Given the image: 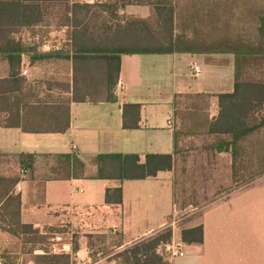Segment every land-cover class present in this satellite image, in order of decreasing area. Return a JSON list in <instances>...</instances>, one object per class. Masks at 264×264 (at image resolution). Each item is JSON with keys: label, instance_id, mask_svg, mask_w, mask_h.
Wrapping results in <instances>:
<instances>
[{"label": "crops", "instance_id": "obj_1", "mask_svg": "<svg viewBox=\"0 0 264 264\" xmlns=\"http://www.w3.org/2000/svg\"><path fill=\"white\" fill-rule=\"evenodd\" d=\"M130 8V15L149 14ZM53 31L61 35L58 50L34 49L12 62L0 55L3 264L44 255L55 236L67 243L64 254L75 264H94L89 235L120 234L121 251L164 229L184 252L170 264H264V176L234 179L231 155L212 149L228 137L207 134L219 96L234 91L233 58L124 55L109 89L103 64L72 57L67 27H24L8 39L13 47L33 48ZM194 64L202 69L198 77L190 72ZM109 156H137L139 165L148 156H169L171 167L142 180L99 178L118 175ZM190 188L204 203L180 198ZM89 208L96 210L91 216ZM78 221L87 231L74 253ZM198 226L203 243L182 242V231Z\"/></svg>", "mask_w": 264, "mask_h": 264}, {"label": "trees", "instance_id": "obj_2", "mask_svg": "<svg viewBox=\"0 0 264 264\" xmlns=\"http://www.w3.org/2000/svg\"><path fill=\"white\" fill-rule=\"evenodd\" d=\"M130 7H145L149 14L125 15ZM37 26L67 27L72 57L103 64L109 89L124 55L231 56L234 91L219 96V113L207 134L228 137L212 149L231 155L234 179L247 177L251 182L264 176V136L259 137L264 130V0H0V55L12 62L36 50V44L13 47L8 38L18 29ZM40 32L49 33L41 28ZM1 90L5 93L6 86ZM107 160L117 162L118 175L100 173L99 178L142 180L171 167L169 156H148L146 165H139L137 156ZM171 240V229H164L127 247L117 264H170L158 250ZM181 240L202 244L203 227L182 231ZM122 246L120 234L88 236L93 262ZM78 248L75 242L73 252ZM32 259L36 264H75L65 254L45 253Z\"/></svg>", "mask_w": 264, "mask_h": 264}, {"label": "built area", "instance_id": "obj_3", "mask_svg": "<svg viewBox=\"0 0 264 264\" xmlns=\"http://www.w3.org/2000/svg\"><path fill=\"white\" fill-rule=\"evenodd\" d=\"M61 35L60 34H48L44 37L37 38V49L39 52H51L53 50H58L61 48ZM191 74L194 77H198L202 73V69L200 68L199 65L194 64L191 66ZM23 75L27 74V71L22 72ZM22 173H26L25 171H22ZM17 193L21 192V188L18 186L15 190ZM96 212L95 209L89 208L86 210V214L91 216ZM181 244L176 243V242H170L165 245H162L158 253L165 259V260H170L173 258H181L184 256V252L181 250ZM69 250V247L67 243L64 242L63 238L61 236H55L54 239L52 240L50 247H49V253L53 255L57 254H64ZM0 264H3V260L0 257ZM94 264H116L115 261L108 262V259H99L97 262Z\"/></svg>", "mask_w": 264, "mask_h": 264}, {"label": "rangeland", "instance_id": "obj_4", "mask_svg": "<svg viewBox=\"0 0 264 264\" xmlns=\"http://www.w3.org/2000/svg\"><path fill=\"white\" fill-rule=\"evenodd\" d=\"M83 1H89V2H92V0H82V2ZM143 11V14L144 15H147L148 14V9H146V8H141ZM133 11H135V9H133V8H129L128 10H126L125 11V15H129V14H132L133 13ZM139 15H141L140 13H138ZM54 32V34L55 35H57V34H59L57 31H53ZM261 134H259V137H263L264 136V130H262L261 132H260ZM253 169H249V172L251 171V172H254V171H256L257 169L255 168L253 171H252ZM250 172V173H251ZM245 174H247V173H245ZM242 178L241 177H239V180H241ZM190 192L189 193H183V194H181L182 196H180V198L181 199H183V201L184 202H186V203H190L192 206H195V205H200V204H202V203H204V202H202V199H201V193H196V191H195V188H190ZM216 195H219V193L218 192H216V193H213V194H211V197L212 198H215L216 197ZM180 199V200H181ZM215 200V199H214ZM182 201V200H181ZM208 201V200H207ZM190 210H188V212H189ZM200 212H201V207H199V209L195 212V215H194V217L195 216H198L199 214H200ZM186 214V213H185ZM80 223H82L81 221H78V222H76V225H75V227H72L73 228V234H72V236H71V238L74 240V242H77L82 236H85L86 234H84L83 232H85V230L87 231V229H82V228H80L81 226H80ZM51 244V243H50ZM50 244H49V247H50ZM123 250H121V251H110L109 252V254H107L106 255V257H99V259H105V258H107L108 259V262H112V261H115L116 262V264H117V257H118V255H119V253H121ZM44 253H48L49 255H53V254H50L49 253V248H45V250H44ZM99 256V255H98ZM25 261H26V263L27 264H30V263H32V264H36V262H34V260L31 258V257H28V258H25ZM39 264V263H38Z\"/></svg>", "mask_w": 264, "mask_h": 264}]
</instances>
